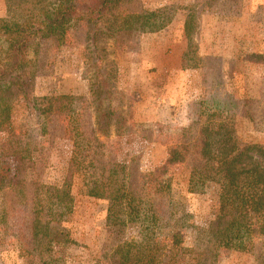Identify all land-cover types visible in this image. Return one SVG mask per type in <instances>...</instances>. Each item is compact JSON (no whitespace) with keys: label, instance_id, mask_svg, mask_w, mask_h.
Masks as SVG:
<instances>
[{"label":"rangeland","instance_id":"374dc122","mask_svg":"<svg viewBox=\"0 0 264 264\" xmlns=\"http://www.w3.org/2000/svg\"><path fill=\"white\" fill-rule=\"evenodd\" d=\"M49 2L55 1L42 0ZM36 6L0 0V24L32 19ZM129 15L162 28L114 32ZM98 29L104 35L94 42ZM4 39L0 31V58ZM253 53L262 57L258 63L246 60ZM27 58L26 74L33 78L29 100L0 99V157L16 154L9 179L0 182V264H105L119 242L144 239L152 254L169 257L174 232L181 233L185 248L176 264H264V237H253L245 251L217 246L209 223L221 187L209 180L192 186L188 167L175 166L166 177L171 221L147 229L137 217L122 234L107 225L106 202L90 197L93 175L82 171L66 178L77 133L69 118L86 106L110 155L127 164L134 159L139 172L158 165L167 147L185 144L188 126L224 104L234 114L227 111L238 141L264 145V0H127L96 25L81 16L61 39L34 44ZM100 75L107 82L99 90L111 92L102 102L90 97ZM57 96L90 100L75 104L72 112L64 100L54 115L50 99ZM103 112L130 120L134 133L117 136L110 127L104 135L97 118ZM53 187L67 188L74 201L65 242L28 243L20 235V216L31 219L34 210L41 215L45 196L56 197ZM145 195L152 197L148 189Z\"/></svg>","mask_w":264,"mask_h":264},{"label":"trees","instance_id":"16d2710c","mask_svg":"<svg viewBox=\"0 0 264 264\" xmlns=\"http://www.w3.org/2000/svg\"><path fill=\"white\" fill-rule=\"evenodd\" d=\"M54 1L43 5L42 0H24L28 7L38 3L34 18L27 16L24 20H10L0 24V31L5 36L0 58V99L29 100L33 78L26 74L30 63L27 55L34 44L50 37L61 39L69 25L81 16H86L89 24L96 25L110 15L118 3L127 0ZM122 21L121 26L114 32L130 30L145 33L162 28L148 27L147 22L142 21L139 15H129ZM138 22H141V25L137 26ZM106 31L108 32V29ZM102 35L104 32H99L98 29L94 32L92 40L98 42ZM261 58L260 54L253 53L249 54L246 60L258 63ZM97 77L99 82L91 86L90 97L94 96V99L102 102L104 97H110L111 92L99 90L107 80L101 75ZM88 99L90 100L87 97L57 96L50 101L54 115H59L62 107L60 104L64 100L68 102L67 111L72 112L75 104H84ZM227 111L234 116L226 104L221 108L209 110L204 114L202 123L198 120L188 126L185 144L167 147L166 156L158 165L147 172H139L133 166L134 159L127 164L117 162L112 154L110 155L107 143L97 137L99 130L94 128L89 107L86 106L84 111L77 109L72 112L68 122L77 133L72 142L70 172L66 178L69 179L74 173L79 174L82 171L91 173L94 180L89 192L90 197L106 202L107 225L117 229V234H122L127 222H137V217L143 227L171 221L167 213L170 183L166 177L175 166L188 167L189 182L192 186L193 182L204 185L206 180H209L221 187L217 212L209 223V232L211 231L217 246L245 251L253 237H264V145L239 142L233 118L227 115ZM75 115H80V118L76 119ZM97 118L98 124H102L100 130L104 135L108 134L110 127L114 128L117 136L134 133L133 124L128 119L113 117L105 112ZM197 125L198 127L194 128ZM15 155L2 154L0 157L1 183L9 179V174L16 164ZM19 160L17 158L18 162ZM74 167L76 169L73 171ZM135 172L139 174L134 175ZM49 189L56 193V197H48V194L45 196L41 215L34 210V213L30 214L31 219L20 216V235L28 243L35 239L44 244L58 239L65 242L68 234L65 223L73 214L74 201L67 188ZM147 189L152 193L151 198H146ZM159 209L162 212H157ZM24 231H28L26 238ZM145 242V239L141 242H119L105 264H176V259L185 249L180 232H174L172 236V252L169 257H164L162 251L160 254H152V249L147 245L149 243Z\"/></svg>","mask_w":264,"mask_h":264}]
</instances>
